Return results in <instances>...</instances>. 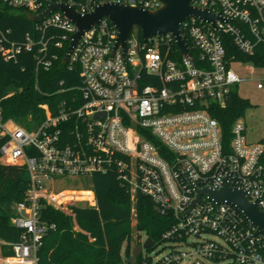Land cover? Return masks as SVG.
<instances>
[{
	"label": "built area",
	"instance_id": "obj_1",
	"mask_svg": "<svg viewBox=\"0 0 264 264\" xmlns=\"http://www.w3.org/2000/svg\"><path fill=\"white\" fill-rule=\"evenodd\" d=\"M3 1L28 16L60 2L74 5L82 15L105 2L149 9L161 5L157 0ZM192 3L218 18L213 24L191 16L182 23L189 53L171 33L144 42L132 33L124 57L121 48L114 51L117 29L103 17L84 31L65 63L79 67L81 77L79 96L70 103L64 101L56 113L48 112L29 128L4 117L0 97L1 160L24 167L28 179L25 199L13 205V224L21 236L17 242L0 239V247L13 250L12 256L1 253L0 264H40L39 250L56 228L42 218V206L74 219V206H97L92 184L55 192L45 182L83 180L96 173L115 174L129 187L132 200L137 193L149 196L173 218L161 242L130 264H182L194 254L198 257L191 264H264V231L257 232L229 202L206 194L196 200L197 189H220L227 179L264 210V142L247 140L242 117L234 121L226 142L210 113L214 106H225L245 81L232 65L238 54L250 58L249 68L264 67V0ZM33 22L23 46L0 41V52L6 60H17L25 48L35 52L38 65L51 66L62 50L67 53L77 26L61 10ZM225 35L235 50L228 51ZM256 80L257 88L264 89V78Z\"/></svg>",
	"mask_w": 264,
	"mask_h": 264
},
{
	"label": "trees",
	"instance_id": "obj_2",
	"mask_svg": "<svg viewBox=\"0 0 264 264\" xmlns=\"http://www.w3.org/2000/svg\"><path fill=\"white\" fill-rule=\"evenodd\" d=\"M34 25L27 12L14 10L0 0L2 43L23 46ZM134 30L138 40L144 42L141 30ZM223 38L230 42L228 51L235 50L231 38L227 35ZM65 52L62 50L60 59L51 66L38 65L35 52L25 48L18 53L17 60H6L0 52V97L5 118L32 128L40 124L48 112L56 113L64 101L70 103L73 97L79 96L76 89L81 84L80 70L63 62ZM238 57L250 59L239 54ZM249 105L248 99L233 90L225 106L211 109V115L222 127L226 142L231 137L234 121L245 115ZM151 139L161 148L159 141ZM162 153L167 156L164 151ZM90 179L97 206H74L79 229L71 215L53 206H42V218L56 224V228L45 237L39 250L40 264H124L123 253L126 257L132 255L134 230L137 233L145 231L158 244L163 233L171 227L173 218L170 215L162 214L149 196L137 193L132 200L129 187L115 174L96 173ZM27 190L25 168L3 162L0 150V239L19 241L22 231L13 224L12 207L25 199ZM133 213L136 220L134 230L131 225ZM136 240L139 244L140 235ZM2 254L12 256L11 246L3 245Z\"/></svg>",
	"mask_w": 264,
	"mask_h": 264
},
{
	"label": "water",
	"instance_id": "obj_3",
	"mask_svg": "<svg viewBox=\"0 0 264 264\" xmlns=\"http://www.w3.org/2000/svg\"><path fill=\"white\" fill-rule=\"evenodd\" d=\"M161 5L156 9H149L143 6H133L118 2H105L99 4L95 9L85 15L80 14L74 5L65 3H53L39 15H29L30 20L39 21L48 16L54 10L63 11L77 26V31L73 34V39L64 57L67 62L72 48L76 45L85 30L92 25L98 24L103 17L108 18L117 29L118 35L114 46V51L121 48L125 57L128 46V39L135 28H139L143 40L149 36L164 35L171 33L177 46L184 52L189 53L186 43L182 23L189 17L195 16L214 24L218 15L213 14L208 9H201L193 5L192 0H157ZM199 199L201 194L208 195L217 202H229L239 208L248 220L257 227L258 231H264V210L258 205V201H250L247 193L242 188L231 187L227 181L220 189L202 188L197 189ZM196 201L192 203L194 205ZM154 241L147 238L143 244L137 245L130 257L125 259V263L130 264L138 258L143 250L152 248Z\"/></svg>",
	"mask_w": 264,
	"mask_h": 264
},
{
	"label": "rangeland",
	"instance_id": "obj_4",
	"mask_svg": "<svg viewBox=\"0 0 264 264\" xmlns=\"http://www.w3.org/2000/svg\"><path fill=\"white\" fill-rule=\"evenodd\" d=\"M249 62H250L249 60L240 57L238 58V60L232 62L234 69L238 72V74L242 78L245 79L244 82L240 83L236 87V90H238L240 96L250 101V105L247 108L245 115L242 117L246 127L247 140L250 142H264V89L257 88V80H256L257 78H262V79L264 78V67L257 66L254 69H251L247 66ZM90 184H92L90 178H85L83 180L79 178H65L62 180H57L55 182H45L46 187H48V189L50 190L55 189V192H59L63 189L80 190L81 188L87 187ZM12 211H13V207H12ZM74 223H75V227L79 229L75 219H74ZM131 225H132V229L134 230L136 225L135 213H133V220ZM137 235H140L141 238L139 244H143V242L147 238H149L145 231H141L137 233V231L134 230L132 235L133 250L137 245H139L136 244ZM125 245L123 247V252L125 250ZM163 245L164 244L158 245L157 249L151 252V255L156 257L157 256L156 252L160 250V248ZM144 254H146L145 251ZM0 256H1V250H0ZM197 257L198 256L194 254L192 257L187 258L182 264H191L197 259ZM123 258L125 261L126 258L124 255Z\"/></svg>",
	"mask_w": 264,
	"mask_h": 264
},
{
	"label": "crops",
	"instance_id": "obj_5",
	"mask_svg": "<svg viewBox=\"0 0 264 264\" xmlns=\"http://www.w3.org/2000/svg\"><path fill=\"white\" fill-rule=\"evenodd\" d=\"M1 253H2V247H0Z\"/></svg>",
	"mask_w": 264,
	"mask_h": 264
}]
</instances>
